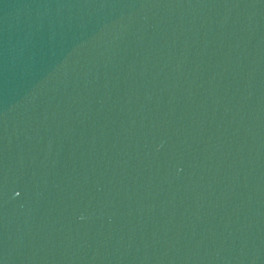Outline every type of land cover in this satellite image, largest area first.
<instances>
[{
  "label": "water",
  "instance_id": "1",
  "mask_svg": "<svg viewBox=\"0 0 264 264\" xmlns=\"http://www.w3.org/2000/svg\"><path fill=\"white\" fill-rule=\"evenodd\" d=\"M0 264H264V0H0Z\"/></svg>",
  "mask_w": 264,
  "mask_h": 264
}]
</instances>
